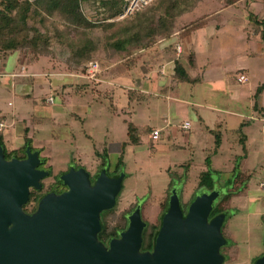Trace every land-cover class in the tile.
<instances>
[{
    "label": "rangeland",
    "instance_id": "rangeland-1",
    "mask_svg": "<svg viewBox=\"0 0 264 264\" xmlns=\"http://www.w3.org/2000/svg\"><path fill=\"white\" fill-rule=\"evenodd\" d=\"M85 1L82 4L83 13L99 26L80 28L66 36L78 45L86 41L92 43L88 62L96 60L99 63L93 78L74 71L64 61L50 55H41L37 62L24 52H20L22 56L18 60L17 51L0 58V74L13 70L19 72L25 66L27 73L36 70L32 80L28 81L20 77L13 81L9 76H0V113L3 114L0 117L5 120L0 135L6 150L17 149L20 153L29 146L32 151H37L38 165L48 172L41 179L43 190L60 188L62 181L59 177L70 166L99 169L102 157L98 156V152L104 155L103 165L108 173L111 169L113 172L115 162L121 158L118 171L123 173V177L116 204L100 214L101 222H108V225L112 223V209L115 215H127L138 202H141V219L146 224L158 223L172 187L177 189L182 208L196 194L212 189L219 191L213 202L215 206L222 195L236 185L235 190L239 192L225 208L221 225V234L225 239V244L220 247L224 257L222 264H253L264 253V88L255 99L263 107V115L258 109L253 113L246 97L264 83V41L253 40L251 30L254 24L248 19V13L251 10L263 16L264 0H238L237 6H229L225 10L222 9L228 4L225 0L188 1V7L176 18L169 36L172 38L170 46H182L181 54L177 55L176 50L174 52L175 59L181 60L186 53L179 39L185 38L186 44L197 51L199 63H208L205 62L206 82L178 84L176 92L189 100L186 104L177 101L175 93L168 98L170 91L156 86L157 81H143L142 74L151 60L142 54L145 49L133 53L128 59H117V52L110 44L118 38L127 37L138 23L146 24L150 20L148 9L154 2L143 8L137 19L114 17L103 22V0ZM202 18L206 19L205 24L210 22L217 27L223 18L224 25L213 33H208L210 26L206 27V35L201 39L197 33L196 38H173L186 21ZM260 47L263 49L261 55ZM129 59H132L130 69L124 64ZM158 63L154 61L155 68ZM237 64L249 65L248 81L240 89L241 95H244L239 98L240 102L229 99V85L223 89L228 92L223 98L217 93L224 92L216 89L223 83L224 79L220 77L223 70L234 69ZM63 83L66 84L62 86ZM150 84L152 86L148 87ZM143 85L148 88L144 92ZM130 90H133L134 97L129 99ZM205 91H210V95L207 96ZM25 93L30 96L25 97ZM50 96L52 102L47 100ZM207 105L217 107L219 111L210 110ZM228 108L234 110L235 115L226 112ZM196 112L202 114L208 125L212 124L215 115L225 118L228 128L235 127L242 118H253L247 120L249 123L243 127L247 136L244 152L238 134L225 133L221 129V145L218 152L213 153V134L201 129ZM184 118L189 120L190 129L176 130L173 126ZM127 121L147 125L150 130L151 125L161 128L170 123L167 130L171 137L165 139L160 136L161 140L156 139L158 143H155L149 137V130L138 145L127 144L121 149V143L127 138ZM26 137L28 144L23 147ZM187 160H190L189 166L182 168L180 165ZM232 175L249 178L243 182ZM201 180L203 184H200ZM210 182L212 189L206 186Z\"/></svg>",
    "mask_w": 264,
    "mask_h": 264
},
{
    "label": "water",
    "instance_id": "water-1",
    "mask_svg": "<svg viewBox=\"0 0 264 264\" xmlns=\"http://www.w3.org/2000/svg\"><path fill=\"white\" fill-rule=\"evenodd\" d=\"M37 151L22 159L4 158L0 144V264H220L225 214L209 218L219 191L198 193L184 214L176 187L169 191L151 251L141 250L146 223L140 204L126 215V228L105 245L98 239L100 214L113 208L123 173L108 177L102 168L94 182L83 168L60 175L66 189L47 192L28 213L29 188L39 189L47 171L37 168ZM253 264H264V253Z\"/></svg>",
    "mask_w": 264,
    "mask_h": 264
},
{
    "label": "trees",
    "instance_id": "trees-1",
    "mask_svg": "<svg viewBox=\"0 0 264 264\" xmlns=\"http://www.w3.org/2000/svg\"><path fill=\"white\" fill-rule=\"evenodd\" d=\"M84 1L85 0H0V53L6 55L14 51L24 52L33 60H37L41 55H50L59 61H64L74 71L85 74L86 65L91 58L89 53L93 49L92 43L86 41L84 44L78 45L66 36L70 34V32H77L80 28L90 29L99 26V24L89 19L83 13L82 4ZM188 1L189 0H155L148 9L150 20L146 22V24L138 23L136 29L127 37L123 39L118 38L110 43L111 47L117 52V59H128L133 53L152 46L159 38L169 37L173 32L176 18L188 7ZM233 1L234 0H227L226 2L232 3ZM103 3L105 9V15L102 17L103 22L107 19L116 17L122 7V0H103ZM142 11L143 10H139L124 19H137V17L142 14ZM248 19L254 24L253 28L259 34L260 39L264 40V15L259 18L253 12H249ZM196 20L197 19H191L182 24L179 30V36H188L193 30L203 26L206 22L204 18L198 21ZM192 55L193 54H191V56ZM131 60L132 59H129V61L124 63L126 67L132 62ZM174 68L178 80L193 81V79L186 74L182 64L178 60L175 61ZM262 88H264V83L257 87L255 94L260 92ZM128 96L129 99L134 97L133 90L128 92ZM149 130L150 128L147 125H137L131 121H127V138L126 141L121 143V149L127 144L138 145L141 141V137L149 133L151 131ZM26 132L27 131H25V133ZM211 132L214 139L212 152L217 153L220 148L221 131L219 129H211ZM235 132L239 136L238 139L240 144H242V151L244 152L246 136L242 131V125H240ZM0 144L4 146L3 137L1 135ZM27 144L28 139L26 137L23 147ZM4 153L6 157L11 155H14L16 158L25 156L24 151L18 153L17 149L9 151L4 149ZM97 154L102 157L101 161L103 165L104 155H102L101 152ZM207 159L208 157H206L205 161H207ZM189 163L190 160H187L180 166H182V168L188 167ZM120 166L121 158H118L115 162L112 175H115ZM88 171L91 175L96 173L95 169ZM232 177L243 182L249 178V176L246 175H232ZM200 184H203V180L200 181ZM206 186L212 189L211 182L206 183ZM236 187L237 186L234 185L231 190L228 189L222 195L215 206H213L209 218L218 213L225 214L224 210L230 203L231 198L239 192L235 190ZM35 198L36 195L31 193L29 200L23 205L24 211L33 209L34 203H32V201ZM187 205L188 203L185 207H182L183 212L186 211L185 208ZM134 206L135 204L132 207ZM108 215L106 219H108ZM105 224L109 227L108 222ZM159 224V222L146 224L142 231L141 249H149L153 245ZM126 225V216L124 214L115 215L112 209V236L117 235V231L124 228ZM104 226L103 223V227ZM100 234L98 238H100ZM106 235L107 233L104 234L105 237Z\"/></svg>",
    "mask_w": 264,
    "mask_h": 264
},
{
    "label": "crops",
    "instance_id": "crops-1",
    "mask_svg": "<svg viewBox=\"0 0 264 264\" xmlns=\"http://www.w3.org/2000/svg\"><path fill=\"white\" fill-rule=\"evenodd\" d=\"M225 1H227V0H225ZM237 1L238 0L233 1L232 3L225 4L226 6L223 7L222 9L225 10L229 6H231V7L234 6V5L237 6V4H238ZM84 3H86V1H84ZM250 12H252V11L250 10ZM254 14H256V13H254ZM257 17L260 18V17H262V15H257ZM220 22H221V24H220L219 27H217V25H214L213 26L212 24H210V22H207L203 26H201V27L193 30L188 36H186V39H188V38H196L195 37V34L196 33H197L198 38H200V39L202 37H205L204 35H206V32H207L205 29H206V27H209V26H210V29L208 30L209 31L208 33H211V32L213 33L215 31H219L222 28V26L224 25L223 18L220 20ZM252 27H254V25ZM243 29H247V28H243ZM251 31H252L251 34L253 36V40H255L256 42H263L264 41V40L260 39L259 34L254 30V28ZM179 34H180V32H179ZM179 34L176 37H173V38H175V40L178 37L180 38ZM170 37L159 39L155 44H153L152 46H150V47L146 48L145 50H143L142 54L147 55V57L149 58V60L150 59L151 60L148 61L149 64L146 66L147 67V70H144L145 72L142 74V76H143L142 79H143L144 82H146V81L151 82V81H154V80H155V82L157 81L158 84L156 86L162 87V89L163 88L164 89L166 88V90H169L170 91V95L168 96V98H171L172 97L171 96L172 95L171 93H175V94H173L175 97L174 96L173 97L177 101H180V103L181 102L182 103L185 102V104H186V103H189L188 102L189 100L183 98V96H180L179 94H177L178 92H176L177 89L179 88L178 87V84H180V83H186V84H188V83L189 84L200 83V84H202V83H204V81L206 82L207 79H206V76H205L206 74L204 72H205V70L207 68L206 63H205L207 61H202L204 63H201V64L199 63L197 51L195 49H193L191 46H188L186 44L185 38L184 39L181 38V40L179 39V41H181V43L183 44L184 51H185L186 54H185L184 58H182L181 60L180 59H175V55H174L175 48H174L173 45L170 46V44L172 42V38H170ZM170 50H173V52L170 51ZM258 50H259L260 55H261V52H263V49L260 47V49H258ZM17 52L19 54V57H18V60H19L22 55H20V52L19 51H17ZM191 54H193V55L191 56ZM254 55L255 54H253L252 56H254ZM257 55H258V53H257ZM248 56H250V55H248ZM1 57H4V55L2 53H0V58ZM262 58L264 60V57H262ZM177 60L182 64V67L185 70L186 74L191 79H193L192 82L191 81H181V80H178L177 75H176V70L174 68V63ZM37 61L38 60H36L34 62H37ZM154 61H158L159 63L161 62L160 64L158 63L157 68L154 67V64H153ZM237 65L238 66L235 67L234 69L233 68H230V69L226 68L225 70H223L222 75L220 77H222V79H224L225 81L223 80V83L221 84V87L220 86L216 87V89H217L218 92L219 91L224 92L223 89H226L227 86L229 85V87H230L229 88V91H231V95H230V98L229 99L232 100V101H235V102L239 101V98H241L242 96H244V95H241L242 92H241L240 89H243L242 88V84H245L248 81V79H247L246 81L241 82V81L238 80L237 77H238L239 74H244L247 77V75H248V69H249L248 68L249 67L248 64H237ZM2 66L4 67V62H2ZM128 66H129V69H130V65H128ZM26 69H27V67L25 66V68H23V69L20 68V71L19 72L18 71L15 72V70H13L10 73H2V74H0V76L1 75H6V76H9L12 80L13 79L15 80L16 77H20V78H22V80H27V81L28 80H32L31 78L33 77V74L36 73L35 72L36 70H33V71L27 73L26 72ZM202 69H203V71H202ZM211 80L214 81V79H211ZM39 82H41V81H39ZM39 82H36V85L38 86L39 89H41L40 86L38 85ZM65 84L66 83H63L62 86H64ZM150 86H152V85L151 84L148 85V87H150ZM145 88H146V86L143 85L142 92H144L145 90L148 89V88L147 89H145ZM205 92H206L207 96L210 95V91H205ZM217 94H219L223 98L224 96L228 95V92L225 91L224 93H217ZM23 95L25 97H29L30 96L28 93H25ZM256 96H257V94H255L254 92H250V94H248V96L246 97V99L247 98L249 99V101H250V102H248L249 103V107H250L251 110H253V113H254V111H256L258 109V110H260L259 111V114L260 115H263V111H262L263 107L261 105H259L255 101ZM203 101L205 102L206 100L204 99ZM207 101H210V99L207 100ZM195 102L197 103V105H200V102L199 101L196 100ZM180 107H181V104H180ZM206 107L209 108L210 110L219 111L217 109V107H214V106L207 105ZM184 109H185V107H184ZM229 109L230 108L226 109L225 111L228 112V113H230V114H234L235 115L234 110H229ZM1 115H3V114L0 113V116ZM195 115H196V120L202 125V128L201 129H203V130H205L207 132H210V133H212L211 132V129H219L220 131H221V129H223L225 133L226 132H230V134H231V132L234 133L235 130L240 125H242V131H243V127L245 126V124L249 123L247 120L253 119V118H248V119L247 118H242L235 127H233V128L229 127L228 128V126H227V120H225V118H220V117L218 118V116L215 115L214 116V120L212 121V124L211 125H208L206 122H204L205 119L202 116V114H199L198 112H196ZM184 121H189V120L187 118H184L182 120V122H178L173 127L176 130L177 129H184V128L181 127V125H182V123ZM0 122L3 124L5 122V120L0 117ZM170 125H171L170 123H166L161 128L158 127V126H155V125H151L152 126L151 131L153 129H160V134H159V137L157 138V140L160 139V136L162 138L168 139V138L171 137V133L169 132V129L167 130V128ZM190 127H191V124H190ZM190 127L188 129H184V130H189ZM3 128H4V124H3L2 129ZM24 131H27L26 128H24ZM245 136H246V134H245ZM222 137H223V134L221 132V140H222ZM246 138H247V136H246ZM157 140L151 138V141H153L155 143H158ZM230 143H231V141H230ZM159 145H161V143ZM220 145H221V142H220Z\"/></svg>",
    "mask_w": 264,
    "mask_h": 264
},
{
    "label": "built area",
    "instance_id": "built-area-1",
    "mask_svg": "<svg viewBox=\"0 0 264 264\" xmlns=\"http://www.w3.org/2000/svg\"><path fill=\"white\" fill-rule=\"evenodd\" d=\"M155 0H122V7L119 13L116 15V19H124L135 12L142 10L143 8L149 6ZM176 54L179 55L182 53V46L180 44H176L175 46ZM99 69V63L96 60H90L86 65L85 75L88 78H93L96 72ZM238 80L244 82L247 80L246 75L239 74ZM48 101L52 102V97L47 98ZM3 124L0 122V130L2 129ZM182 128L188 129L190 127L189 121H184L181 125ZM160 134V129H153L150 133V137L153 139H157ZM263 184V183H262Z\"/></svg>",
    "mask_w": 264,
    "mask_h": 264
},
{
    "label": "flooded vegetation",
    "instance_id": "flooded-vegetation-1",
    "mask_svg": "<svg viewBox=\"0 0 264 264\" xmlns=\"http://www.w3.org/2000/svg\"><path fill=\"white\" fill-rule=\"evenodd\" d=\"M3 147V153H4V149L6 150V148H5V146H2ZM8 151V150H7ZM11 157H15L14 155H11V156H9V157H6L5 156V153H4V158L5 159H7V160H9ZM25 157V156H24ZM24 157H18L19 159H22V158H24ZM37 168H39V169H44L43 167H41V166H37ZM102 168H105V172H106V174L108 175V177H112V176H117L118 174H119V171H116V173H115V175H112V169H111V171H110V173H108V171H107V169H106V167H104V165H101V167L99 168V169H96L95 168V174H92L91 175V173L88 171V173H89V178H90V180L92 181V182H94V179L96 178V176L98 175V173H99V171L102 169ZM42 179V178H41ZM41 179H40V184H41V187L39 188V189H35V188H33V187H30L29 188V197H30V194L31 193H33L34 195H36V198L34 199V201H33V203H34V207H33V209H28V211H26V212H28V213H31V212H33L35 209H36V207H37V203H38V200H39V198L43 195V194H45V193H47V192H55V193H60V192H62V191H64L65 189H66V186L63 184V183H61V187L60 188H56V187H54V188H51V187H48L47 189H45V190H43V185H42V183H41ZM29 200V199H28ZM135 206H136V203H135ZM134 206V207H135ZM134 207H133V209H134ZM132 209V210H133ZM132 210H130L129 212H131ZM185 210H186V208H185ZM186 211H184V213H185ZM163 214V213H162ZM162 214H161V216H162ZM126 216V215H125ZM161 216H160V219H161ZM160 219H159V223H160ZM100 222H101V219H100ZM104 227H103V222H101V229H100V231H99V233H98V235L101 233V231H102V233L100 234V238H98L102 243H104L105 245H107V243H108V241L110 240V239H112V237H118V232L119 231H122V230H124L125 228H126V226L124 227V228H122V229H120V230H118L117 231V235H114V236H112V230H111V228H112V223H111V225H109V227H107L106 226V224L104 223ZM160 225V224H159ZM105 233H107V235H106V237L104 236V234ZM222 246V245H221ZM220 246V247H221ZM152 247H153V245L149 248V249H141V250H148V251H151L152 250ZM219 252H220V248H219ZM221 254V253H220ZM222 258H223V260H222V262L220 263V264H222L223 263V261H224V257L222 256Z\"/></svg>",
    "mask_w": 264,
    "mask_h": 264
}]
</instances>
